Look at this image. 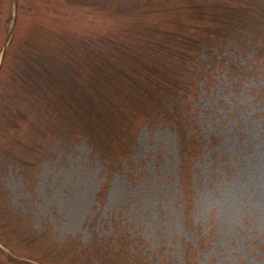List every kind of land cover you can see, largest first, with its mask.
Segmentation results:
<instances>
[{
	"label": "rangeland",
	"instance_id": "obj_1",
	"mask_svg": "<svg viewBox=\"0 0 264 264\" xmlns=\"http://www.w3.org/2000/svg\"><path fill=\"white\" fill-rule=\"evenodd\" d=\"M180 1L0 0V264H264V0Z\"/></svg>",
	"mask_w": 264,
	"mask_h": 264
},
{
	"label": "trees",
	"instance_id": "obj_2",
	"mask_svg": "<svg viewBox=\"0 0 264 264\" xmlns=\"http://www.w3.org/2000/svg\"><path fill=\"white\" fill-rule=\"evenodd\" d=\"M179 8L180 11H182L190 20V23L192 24L193 28L196 30L195 34H201L200 37L202 36H207L209 39L208 41L215 43L216 46L225 45V40L226 38L224 36H219V32H221L217 27H208V28H198V23L203 22V23H215L216 25L220 22V18L216 19L215 15L217 13V7H215L213 4L211 6H205L203 7L202 5L195 3L193 0H181L179 3ZM191 33V32H190ZM192 34V33H191ZM195 36V35H193ZM216 36V37H215ZM196 37V36H195ZM248 39V38H247ZM250 40V39H248ZM240 43L242 40H240ZM237 41V42H239ZM251 41V40H250ZM235 42V41H233ZM232 42V43H233ZM244 43L246 42L243 41ZM231 43V44H232ZM227 44V42H226ZM229 52L232 53V50ZM194 149H192L189 152V155H192L194 153ZM200 242V247H203V241L202 239H198Z\"/></svg>",
	"mask_w": 264,
	"mask_h": 264
},
{
	"label": "water",
	"instance_id": "obj_3",
	"mask_svg": "<svg viewBox=\"0 0 264 264\" xmlns=\"http://www.w3.org/2000/svg\"><path fill=\"white\" fill-rule=\"evenodd\" d=\"M15 21H16V17H15ZM15 21H14V22H15ZM11 34H12V31H11ZM10 36H11V35H10ZM9 39H10V38H9ZM8 41H9V40H8Z\"/></svg>",
	"mask_w": 264,
	"mask_h": 264
}]
</instances>
